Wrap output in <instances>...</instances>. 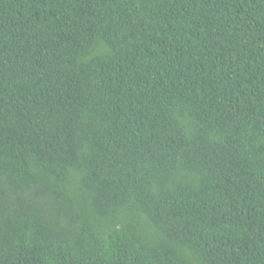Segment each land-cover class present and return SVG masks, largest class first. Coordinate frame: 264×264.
<instances>
[{"label": "trees", "instance_id": "obj_1", "mask_svg": "<svg viewBox=\"0 0 264 264\" xmlns=\"http://www.w3.org/2000/svg\"><path fill=\"white\" fill-rule=\"evenodd\" d=\"M0 264H264V0H0Z\"/></svg>", "mask_w": 264, "mask_h": 264}]
</instances>
